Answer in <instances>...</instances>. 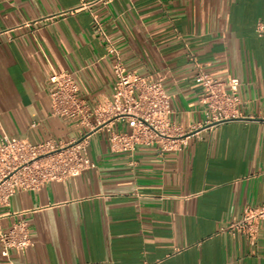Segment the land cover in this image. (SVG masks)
<instances>
[{
	"label": "crops",
	"instance_id": "1",
	"mask_svg": "<svg viewBox=\"0 0 264 264\" xmlns=\"http://www.w3.org/2000/svg\"><path fill=\"white\" fill-rule=\"evenodd\" d=\"M260 22L264 0H0V139L88 133L96 164L0 199V231L23 222L33 241L5 256L0 240V264H264V220L255 241L223 231L264 203ZM107 38L127 70L162 80L182 149L113 152L107 127L52 114L53 72L71 73L91 109L111 99ZM201 71L240 79L238 117L211 122Z\"/></svg>",
	"mask_w": 264,
	"mask_h": 264
},
{
	"label": "built area",
	"instance_id": "2",
	"mask_svg": "<svg viewBox=\"0 0 264 264\" xmlns=\"http://www.w3.org/2000/svg\"><path fill=\"white\" fill-rule=\"evenodd\" d=\"M96 22L99 24L98 20ZM257 31L264 37L263 23H258ZM107 40L109 53L114 58L116 77L111 99L91 109L80 96L79 86L71 73L53 72L49 77L52 114L77 120L78 125L91 131L107 127L113 152L133 153L139 145H159L162 150L182 149L186 142L182 137L172 135L176 130L169 119L171 100L162 80L127 70L121 61L120 50L109 38ZM197 79L205 90L203 101L212 114L211 122L218 123L240 115L241 82L238 77L216 79L201 71ZM122 118L127 120L129 130H114L112 123ZM88 137V133H83L81 138L68 143L49 139L38 144L15 136L2 137L0 199H7L16 189L37 188L48 181L63 180L96 167L85 153ZM263 220L264 203L247 206L242 217L224 227L223 231L239 233L255 241ZM0 240L5 256H9L10 249H25L33 245L29 229L23 222L6 232L0 231Z\"/></svg>",
	"mask_w": 264,
	"mask_h": 264
}]
</instances>
